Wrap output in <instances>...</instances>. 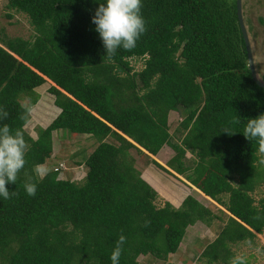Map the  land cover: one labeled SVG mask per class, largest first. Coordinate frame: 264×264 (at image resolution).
<instances>
[{
    "label": "trees",
    "instance_id": "trees-1",
    "mask_svg": "<svg viewBox=\"0 0 264 264\" xmlns=\"http://www.w3.org/2000/svg\"><path fill=\"white\" fill-rule=\"evenodd\" d=\"M100 3L106 0H7L35 34L0 32V108L9 113L0 126L22 129L29 145L16 185H7L18 195L0 197V264H112L121 234L119 264L175 253L188 226L217 216L191 194L178 206L157 205L163 185L144 174L157 192L144 180L128 150L155 157L165 145L174 151L167 168L229 212L201 256L207 264H230L229 245L264 230V195H252L258 178L264 186V153L243 135L247 120L264 114V87L251 76L236 0H142L147 32L134 50L119 49L112 58L92 23ZM46 81L54 105L37 103L35 89ZM34 104L37 119L39 112L57 113L35 138L24 129L29 116L20 119L21 105ZM180 108L185 116L174 142L168 116ZM58 130L98 143L83 162L81 184L58 178V169L42 180L33 171L51 157ZM187 152L197 157L193 167L184 164ZM26 182L37 184L35 197L27 195Z\"/></svg>",
    "mask_w": 264,
    "mask_h": 264
},
{
    "label": "rangeland",
    "instance_id": "rangeland-1",
    "mask_svg": "<svg viewBox=\"0 0 264 264\" xmlns=\"http://www.w3.org/2000/svg\"><path fill=\"white\" fill-rule=\"evenodd\" d=\"M6 4L7 0H0V32H4L9 36H21L23 38L32 39L35 31L29 23L28 17L22 12L8 8ZM241 13L250 42L254 69L258 79L264 82V0H241ZM179 61H182V59ZM133 64L135 71H140L143 68L142 60L137 59ZM137 76V81L140 83L141 78L139 75ZM50 85L52 84L46 81L35 89L38 94L37 103L40 99H44L47 104H50V102L53 104L54 95L47 91ZM22 96L20 97L21 103L24 105L28 104L29 99ZM36 104L31 105V112L28 114L29 120L24 126V129L34 138L36 137L38 127H45L57 114H53V111H47V114L42 116L41 112H39L41 116L38 120L35 114L38 112V106ZM47 107L48 105H45V107L39 110L45 111ZM184 116L185 111L182 108L178 109L176 112H170L168 116V129L172 135V141L174 142H177L181 136L179 123ZM93 139L95 138L83 135L82 133H72L67 130L54 131L52 133L53 151L51 157L47 158L44 163H47L48 167L52 170H61V172L58 173V178L72 180L77 184H81L84 182V176L87 171L83 162L91 152L92 147L94 148L96 145V141ZM105 140L118 145V141L114 137L108 136ZM164 148H167L168 152L166 151V154L162 155ZM128 154L129 157L133 159L134 167L141 173V177L144 180H146L143 177L144 174H149L150 177H154L153 180L159 184L156 178L157 174H162L165 177H167V175L168 177L171 176L174 182L169 178L170 183L182 190L179 195L180 197L184 198L186 195L191 194L200 203L211 209L217 216L213 218L209 224L197 221L194 225L188 226L177 251L168 254L166 259H158L150 254L139 255L137 257V264H207L206 259L201 256V252L221 231L230 216L229 212L226 211L223 206L205 197L194 187H190L186 181L183 180L182 175H180V177L176 176L167 168L165 163L174 155V151L169 146L165 145L155 157L146 154V151L139 152L135 148H130ZM196 160L197 157L187 152L184 158V164L185 166L193 167ZM153 161H156L171 173L167 170L165 171L164 168H161ZM257 168H261L260 163L257 164ZM259 181L258 178V185L252 192L255 200H258L264 195V186L259 184ZM147 182L153 187L149 181ZM171 184H169L168 181L162 183L164 187H161L159 193L160 198L157 200V205H163V201L166 200L163 196L166 195L168 197V194H174L170 197L173 201L176 202L178 200L176 197L177 193ZM226 196V194L222 195L224 199H226ZM229 248L230 251L234 253V256L243 255L250 264H264V230L261 234H257L253 240L230 244Z\"/></svg>",
    "mask_w": 264,
    "mask_h": 264
},
{
    "label": "clouds",
    "instance_id": "clouds-1",
    "mask_svg": "<svg viewBox=\"0 0 264 264\" xmlns=\"http://www.w3.org/2000/svg\"><path fill=\"white\" fill-rule=\"evenodd\" d=\"M142 7V0H106V4L100 3L96 9L92 23L96 25L95 30L99 33L109 58L114 57L119 49L126 52L134 50L142 35L147 32ZM21 107L24 108L25 114L20 119L26 120L31 108L24 105ZM8 116L9 113L0 108V120L7 119ZM235 122L239 123V120ZM225 132L232 135L227 130ZM243 135L250 141H256L259 152L264 153V114L248 119ZM28 150L29 145L22 129L13 131L8 124L0 126V197L11 199L18 195L15 191L10 192L7 185H16L20 172L27 164ZM33 171L42 180L52 169L47 163H41L36 164ZM24 188L28 196L35 197L36 183L26 182ZM125 243L126 237L121 234L111 253L112 264H119ZM230 264H247V260L243 255H236L231 258Z\"/></svg>",
    "mask_w": 264,
    "mask_h": 264
},
{
    "label": "water",
    "instance_id": "water-1",
    "mask_svg": "<svg viewBox=\"0 0 264 264\" xmlns=\"http://www.w3.org/2000/svg\"><path fill=\"white\" fill-rule=\"evenodd\" d=\"M236 8H237V16H238L239 25H240V28H241V32H242V35H243L244 42H245V48H246L247 59H248V66L250 68L251 76H252L253 80L259 86L264 87V82H261L258 79L256 71L254 69L253 56H252V51H251V47H250V42H249V39H248L247 31H246V28H245V25H244V22H243V18H242V13H241V0H236Z\"/></svg>",
    "mask_w": 264,
    "mask_h": 264
},
{
    "label": "crops",
    "instance_id": "crops-1",
    "mask_svg": "<svg viewBox=\"0 0 264 264\" xmlns=\"http://www.w3.org/2000/svg\"><path fill=\"white\" fill-rule=\"evenodd\" d=\"M98 143H96V145H97ZM95 145V146H96ZM92 150H93V147H92ZM91 150V151H92ZM147 154V153H146ZM174 175H176V176H179L180 177V175L179 174H177V173H175L174 171H172V170H170ZM156 178L158 179V181H159V183H164V182H166V181H168V183L169 184H171L170 183V181H169V178H170V180H172L171 179V176H169L168 177V175H167V177H165L164 175H162V174H157L156 175ZM183 178V177H182ZM183 180H185L184 178H183ZM173 181V180H172ZM186 181V180H185ZM174 182V181H173ZM171 185H173V184H171ZM173 187H174V190L176 191V193H177V201L175 202V201H173L170 197H171V195H174V194H168V197L166 196V195H161V196H163V198L164 199H166V200H168V201H170L173 205H175V206H178L181 202H182V200L184 199L183 197H180L179 195L181 194V192H182V190L179 188V187H177V186H175V185H173Z\"/></svg>",
    "mask_w": 264,
    "mask_h": 264
}]
</instances>
